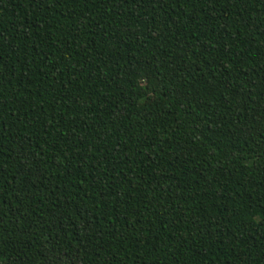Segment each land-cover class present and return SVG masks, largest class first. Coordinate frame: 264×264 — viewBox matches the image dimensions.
I'll return each instance as SVG.
<instances>
[{"label": "trees", "instance_id": "trees-1", "mask_svg": "<svg viewBox=\"0 0 264 264\" xmlns=\"http://www.w3.org/2000/svg\"><path fill=\"white\" fill-rule=\"evenodd\" d=\"M0 264H264V0H0Z\"/></svg>", "mask_w": 264, "mask_h": 264}]
</instances>
